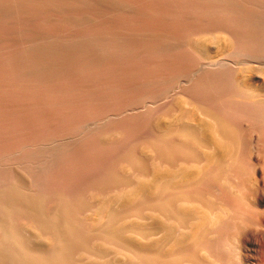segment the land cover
Segmentation results:
<instances>
[{
    "label": "bare ground",
    "instance_id": "6f19581e",
    "mask_svg": "<svg viewBox=\"0 0 264 264\" xmlns=\"http://www.w3.org/2000/svg\"><path fill=\"white\" fill-rule=\"evenodd\" d=\"M0 264H264V0H0Z\"/></svg>",
    "mask_w": 264,
    "mask_h": 264
}]
</instances>
